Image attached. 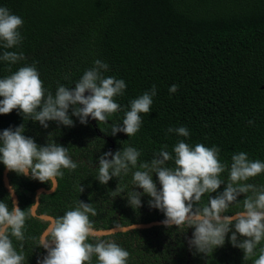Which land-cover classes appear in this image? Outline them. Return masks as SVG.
<instances>
[{
  "label": "trees",
  "instance_id": "obj_1",
  "mask_svg": "<svg viewBox=\"0 0 264 264\" xmlns=\"http://www.w3.org/2000/svg\"><path fill=\"white\" fill-rule=\"evenodd\" d=\"M0 7L23 19L22 41L7 51L22 52L25 57L13 65L0 60V79L20 67L35 65L45 90L55 95L59 85L74 88L100 60L108 65L105 77L126 84L124 94L114 98L120 110L109 117V126L122 124L132 100L150 92L153 85L157 90L150 113L141 114L140 130L132 137L124 133L113 136L108 126L91 118L82 125L71 116V109L73 127L49 121L45 129L39 122L24 120L18 110L0 115V133L24 124L26 137L39 146L55 141L68 148L78 165L75 171L63 170L53 194L40 196L38 215L62 217L82 201L96 210L90 216L96 230L164 220L162 212L149 208L146 195L141 197L139 209L129 206L126 197L136 169L114 177L107 185L96 179L100 156L125 147L141 153L139 162L151 161L165 145L174 157V147L181 140L191 146L200 143L219 148V159L229 168L232 155L239 152L264 162V0H0ZM4 51L0 47V56ZM172 85L178 86L175 93L169 92ZM179 127H186L190 136L167 131ZM168 165L174 167L172 161ZM4 170L0 163V202L11 207ZM9 179L22 211L35 203L38 189H50L47 183L14 172ZM221 179L228 182L227 169ZM153 181L159 189L155 174ZM119 183L123 192L115 197L112 192ZM247 183L264 186V173ZM225 187L221 185L211 196ZM237 199L239 207L231 206L228 215L242 210L245 196ZM207 202L206 194L202 204ZM48 225L31 215L25 224V240L13 239L17 251H23L24 264H37L47 255L39 247V237ZM193 232L186 227L154 226L100 238L128 251L127 264H254L259 247H264L262 243L244 261L243 251L230 242V232L223 247L198 254L188 245ZM92 264H96L95 257Z\"/></svg>",
  "mask_w": 264,
  "mask_h": 264
},
{
  "label": "clouds",
  "instance_id": "obj_2",
  "mask_svg": "<svg viewBox=\"0 0 264 264\" xmlns=\"http://www.w3.org/2000/svg\"><path fill=\"white\" fill-rule=\"evenodd\" d=\"M23 23L21 17L0 7V47L6 49L0 60L9 65L25 59L22 52L7 51L20 45L22 36L19 30ZM8 70L11 71L10 68ZM107 70L106 63L96 60L94 67L85 71L74 88L59 85L53 95L45 90L35 65L20 67L15 73L0 79V115L18 110L24 120L39 122L45 129L49 121L73 127L74 122L69 116L71 109V116L77 117L82 125H86L91 118L108 126L113 136L124 133L132 137L140 130L141 114L150 113L156 87L153 85L150 92L130 102V110L125 113L122 124L109 126V117L120 110L114 98L124 94L126 84L122 79L105 77L103 72ZM177 90V85L169 88L170 93ZM167 131L180 137L190 136L186 127L169 128ZM24 133V124L0 133V163L18 176L49 184L50 190L55 192L58 178L64 175L63 170L75 171L77 163L70 158L68 148L49 140L45 146H39ZM219 152L215 146L206 147L200 143L191 146L181 140L174 147V157L165 145L151 161L139 162L141 153L134 147H125L114 154L106 152L100 156L96 179L101 185H107L114 177L120 178L122 174L127 175L136 169L132 174V190L127 192L126 197L130 207L139 209L142 207L141 197H150L148 206L164 214L165 219L161 223L165 228L194 229L188 245L198 254L207 255L223 247L231 232L232 246L242 250L243 259L247 261L264 243V186L247 183L264 173V162L250 160L247 153L239 152L232 155L229 168L221 163ZM169 161L174 167L168 165ZM226 169L227 183L221 179ZM153 174L158 177L159 189L153 181ZM221 185L226 187L213 198L211 194L217 192ZM136 189H142V192ZM9 191L12 200L15 186L10 185ZM79 191H84L81 185ZM122 192L119 183L112 195L117 197ZM206 194L208 202L202 204V197ZM242 194L245 196L242 210L228 215L231 206L239 207L241 201L237 198ZM39 199L37 197V202L25 211L15 201L11 207L0 202V264H24L23 251H17L13 239L25 240L26 220L39 207ZM96 214L92 204L79 201L75 209L65 212L62 217L50 219L48 227L39 237V247L47 255L37 264H92L93 257L96 264H127L128 251L114 241L100 238L90 220V216ZM135 227L132 225V229ZM90 239L96 242L89 243ZM254 264H264V247H259Z\"/></svg>",
  "mask_w": 264,
  "mask_h": 264
},
{
  "label": "water",
  "instance_id": "obj_3",
  "mask_svg": "<svg viewBox=\"0 0 264 264\" xmlns=\"http://www.w3.org/2000/svg\"><path fill=\"white\" fill-rule=\"evenodd\" d=\"M9 171L5 168L4 170V173H3V182H4V186L5 188L7 189V191L9 192L10 195H12L9 191V186L11 185L10 183V179H9ZM58 188V186H57ZM56 188V189H57ZM53 194L54 192L51 191L50 189H46V188H40L37 190V193H36V197H35V203L37 202V197L40 198V196L42 194ZM15 201L18 205V207L20 208L19 206V199H18V196L17 194L15 193L14 196H12V202ZM40 203V199L38 201ZM37 210H38V207L34 210V214H32L33 217H37L45 222H49L50 219H54V217L52 216H49V215H38L37 214ZM161 221L163 220H157L155 222H151V223H147V224H133L135 225L136 227L134 229H132V225H129V226H120V227H116V228H112V229H100V230H97V232L99 233V236L100 237H103V236H109V235H113V234H116V233H120V232H129V231H132V230H136V229H149V228H152L154 226H163ZM44 233V232H43Z\"/></svg>",
  "mask_w": 264,
  "mask_h": 264
}]
</instances>
